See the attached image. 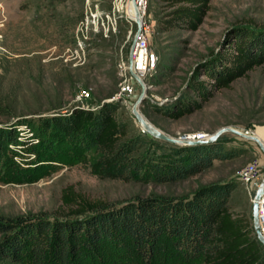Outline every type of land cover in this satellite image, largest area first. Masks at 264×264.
Here are the masks:
<instances>
[{"label":"rangeland","instance_id":"374dc122","mask_svg":"<svg viewBox=\"0 0 264 264\" xmlns=\"http://www.w3.org/2000/svg\"><path fill=\"white\" fill-rule=\"evenodd\" d=\"M25 1L0 0V124L9 126L21 116L70 111L91 104L94 98L117 100L118 111L129 120L130 133L145 131L133 111L142 85L137 81L132 96L120 92L121 82L129 74L123 60L129 58L137 22L126 20L116 9L112 17L104 15L109 31L95 30L94 24L82 20L96 7L113 9L114 0H82L77 7L84 10L83 16L75 19L74 37L68 41L53 34L51 24L47 28L36 8L24 5ZM177 4L149 0V45L158 59L144 75L148 97L140 109L175 135L212 132L233 124L264 139V66L260 64L236 77L230 86L216 89L201 107L182 116L173 117L154 107L181 96L195 97L192 84L196 78H206L204 63L215 61L238 30L264 26V0H210L197 27L186 23L167 26L164 18ZM85 35L86 59L75 63L68 55ZM18 129L22 141L9 143L0 151L3 217L56 213L62 189L70 183L92 197L123 200L137 195L182 194L211 181L233 178L238 186L230 197L231 206L247 210L253 217L252 192L239 177V170L258 159L264 174V150L255 139L235 131L222 132L228 138L226 148L237 151L233 156L217 157L212 165L185 178L157 182L100 176L95 169L98 152L93 147L79 148L63 136L41 142L25 124L19 123Z\"/></svg>","mask_w":264,"mask_h":264},{"label":"trees","instance_id":"16d2710c","mask_svg":"<svg viewBox=\"0 0 264 264\" xmlns=\"http://www.w3.org/2000/svg\"><path fill=\"white\" fill-rule=\"evenodd\" d=\"M81 1L26 0L24 5H33L42 23L47 28L51 24L53 34L71 41L74 21L83 16L84 10L77 7ZM168 1L178 4L164 18L167 26L197 27L210 5V0ZM204 64L206 78L192 84L195 97L181 96L154 107L182 116L255 65L264 66V26L238 30L218 58ZM90 101L70 111L21 116L9 126L0 124V151L22 141L18 129L22 123L35 131L38 141L63 136L79 148L93 147L100 176L157 182L185 178L217 157L237 153L226 148V134L177 143L147 130L130 133L117 100ZM237 186L233 178L182 194L110 200L92 197L70 183L62 189L56 213L0 215V264H264V243L252 215L230 204Z\"/></svg>","mask_w":264,"mask_h":264},{"label":"built area","instance_id":"2783aa9c","mask_svg":"<svg viewBox=\"0 0 264 264\" xmlns=\"http://www.w3.org/2000/svg\"><path fill=\"white\" fill-rule=\"evenodd\" d=\"M148 3L149 0H136V5L134 4L133 0H114L113 9L103 10L99 7H96L95 10L91 9V13L87 15L86 20H82V22L87 25L89 22H91V25L94 24L95 30H102L103 32L107 33L110 29V26L105 23L104 15L112 17V14H115L117 9L121 11V14L131 22H137V6L141 17V31L138 34L134 50V68L143 76V78L146 72L155 66L158 59V54L152 52L149 45L151 26L146 18ZM101 19L102 24H100ZM136 30L137 28L135 29L134 34L136 33ZM87 37L88 35H85V38H79L75 48L72 49L68 55V57L74 60L75 63L82 62L86 59L87 51L85 45ZM123 65L129 71V74H127L122 80L120 92L125 96H132L136 92L138 79L130 69L129 58L127 61L123 60ZM28 128L30 127L28 126ZM263 176L264 174L261 172V166L258 159H252L248 161L239 170V177L243 182L246 183L250 192H252L253 199L255 190L260 184ZM260 223L262 230L264 231V192L260 197Z\"/></svg>","mask_w":264,"mask_h":264},{"label":"water","instance_id":"95a60500","mask_svg":"<svg viewBox=\"0 0 264 264\" xmlns=\"http://www.w3.org/2000/svg\"><path fill=\"white\" fill-rule=\"evenodd\" d=\"M134 4L136 5V0H133ZM136 15H137V30L134 35V40L132 42V46L130 49L129 54V61H130V69L132 73L136 76L140 84L142 85L141 92L139 93L136 101L133 104V111L136 115V117L139 119L141 124L143 125L144 129L149 131L155 136L165 138L167 140L177 142V143H196V142H202V141H208V140H215L217 139L222 132L226 130H232L235 131L245 137L255 139L260 147L264 150V139L256 132L250 131L249 129L241 128L233 124H225L217 128L215 131L212 132H202L199 134L196 133H184L180 135L172 134L168 131H165L164 129L157 126L154 122H152L140 109V104L147 99L148 97V84L146 80L143 78V76L137 72L134 68V50L136 46V41L139 32L141 31V17H140V11L136 6ZM264 192V176L260 182V184L257 186L255 190V195L253 199V222L254 227L257 232L258 237L260 240L264 243V231L262 230L261 223H260V197L262 193Z\"/></svg>","mask_w":264,"mask_h":264}]
</instances>
